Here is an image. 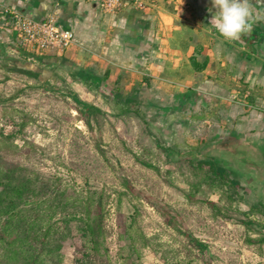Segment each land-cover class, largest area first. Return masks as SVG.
<instances>
[{
    "label": "rangeland",
    "instance_id": "1",
    "mask_svg": "<svg viewBox=\"0 0 264 264\" xmlns=\"http://www.w3.org/2000/svg\"><path fill=\"white\" fill-rule=\"evenodd\" d=\"M110 96L94 80H78L73 85L62 79L29 83L22 77L0 75L2 167L16 163L54 178L56 186L67 189L76 203L89 196L92 211L93 202L102 196L101 235L96 243L81 238V222L72 220L61 264L264 262L260 234L264 233V206L250 191L240 186L233 193L229 185L221 189L206 185L188 167L168 174L166 163L174 155L191 159L194 166L195 154L207 157L202 150L206 142L194 135L192 126L177 130L175 117H165L166 109L126 102L122 93L119 101ZM84 105L95 113L87 114ZM97 145L106 151L114 168H122L133 186L132 194L119 196L123 188L117 170L100 156ZM165 148L174 153L168 156ZM138 160L158 167L161 175ZM190 194L193 202L187 199ZM146 197L179 216L177 229L164 222ZM118 213L125 218L124 236L119 234ZM62 218L57 215L54 220L59 223ZM177 230L197 238L207 254Z\"/></svg>",
    "mask_w": 264,
    "mask_h": 264
},
{
    "label": "crops",
    "instance_id": "2",
    "mask_svg": "<svg viewBox=\"0 0 264 264\" xmlns=\"http://www.w3.org/2000/svg\"><path fill=\"white\" fill-rule=\"evenodd\" d=\"M142 1L150 5L109 16L85 0H0V75L94 80L113 100L122 93L126 102L166 109L177 130L191 125L207 158L264 206V20L228 42L209 24L211 0ZM250 4L264 15V0ZM12 11L34 20L53 15L75 33V45L33 56L15 39Z\"/></svg>",
    "mask_w": 264,
    "mask_h": 264
},
{
    "label": "trees",
    "instance_id": "3",
    "mask_svg": "<svg viewBox=\"0 0 264 264\" xmlns=\"http://www.w3.org/2000/svg\"><path fill=\"white\" fill-rule=\"evenodd\" d=\"M193 66L194 63H193ZM196 68V66H195ZM84 105L87 114L96 110ZM80 111V110H78ZM168 156L174 152L163 149ZM100 156L114 168L106 151L97 145ZM197 160L195 166L192 161L180 160L177 155L172 156L166 165L168 174L170 171L182 166L190 168L192 174L202 183L215 186L219 189L228 186L235 193L240 188L238 181L228 178L224 167L216 164L207 157L195 154ZM142 165L152 168L158 175L160 169L143 160H138ZM0 156V264H61V250L70 233L72 220H80L78 231L83 239L96 243L103 230L102 196L93 202L95 209L88 206L89 196L81 202H75L74 196L67 189L56 186L54 178L44 177L20 164H10L2 167ZM117 176L123 191L120 197L129 196L134 189L122 168L117 170ZM195 190L198 183L193 184ZM150 204L155 206L164 217V222L177 229V223L181 224L179 216L167 205L157 204L146 197ZM187 199L194 201L192 194ZM92 214V216H91ZM60 215L62 222H55ZM79 215V217H77ZM118 229L120 236L126 233L125 218L118 213ZM248 226L249 224L245 223ZM196 248L207 254L204 244L188 232H181ZM261 241L264 243V233L260 232ZM264 264V262L260 263Z\"/></svg>",
    "mask_w": 264,
    "mask_h": 264
},
{
    "label": "built area",
    "instance_id": "4",
    "mask_svg": "<svg viewBox=\"0 0 264 264\" xmlns=\"http://www.w3.org/2000/svg\"><path fill=\"white\" fill-rule=\"evenodd\" d=\"M98 4L104 15L113 16L127 7L144 9L150 4L142 0H85ZM11 12V11H10ZM11 29L20 47L33 56L61 55L76 43L73 31L61 28L53 15L34 20L22 13L12 11Z\"/></svg>",
    "mask_w": 264,
    "mask_h": 264
},
{
    "label": "clouds",
    "instance_id": "5",
    "mask_svg": "<svg viewBox=\"0 0 264 264\" xmlns=\"http://www.w3.org/2000/svg\"><path fill=\"white\" fill-rule=\"evenodd\" d=\"M211 2L216 11L209 24L225 41H241L245 35L251 33L257 21L264 20V15L254 11L250 0H211Z\"/></svg>",
    "mask_w": 264,
    "mask_h": 264
}]
</instances>
